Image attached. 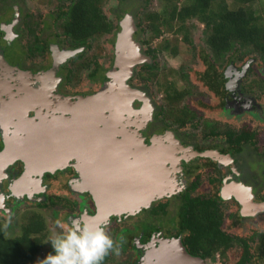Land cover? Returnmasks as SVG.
<instances>
[{
  "label": "flooded vegetation",
  "instance_id": "flooded-vegetation-1",
  "mask_svg": "<svg viewBox=\"0 0 264 264\" xmlns=\"http://www.w3.org/2000/svg\"><path fill=\"white\" fill-rule=\"evenodd\" d=\"M105 1L100 3V11L109 22L110 29L87 34L84 40H79L71 37L69 32V27L74 26L72 21L69 23L72 17V14L69 15L71 0H0V4L6 7L0 11L1 212H11L20 201L38 207H53L60 203L69 206V212L64 216L65 228L73 218L83 217L91 224H103L106 228L113 219L121 221L125 217L138 216L140 219L133 223L132 228L123 227L115 231L114 248L117 244V251H124V255L121 254L124 260H119L117 251L110 250L102 264H210L206 260L215 259L219 254L218 249L225 243L228 249L235 241L242 244L243 247L239 245L241 250L244 248L250 253V260L245 264L264 261V105H249V96L239 93L236 96H221L216 86L219 78L220 83L224 81L225 89L231 83L237 84L250 67L264 81V60L259 56L261 67H257L249 51L237 53L229 60L225 58L229 57L226 55L220 59L230 65L218 73L213 64L215 59L210 58L212 64L209 66L202 61L199 52V59L205 66L201 86L210 98L197 105H177L176 102L187 91L182 89L177 96L175 88L178 87L165 85L164 89L160 88L164 102L158 103L148 87L153 90V86L160 85L158 55L165 53L168 42H163L159 48V45L151 47L150 41L153 40L139 39L138 34L143 29L136 21L135 12L128 9L123 10V14H119L115 8L111 9L119 14L115 13L116 21L113 23L103 11ZM127 15L132 18L135 29L131 31L130 38L123 37L120 43L123 26L130 27ZM145 29L149 30V27ZM104 34H108V39L103 37L101 40ZM132 40L136 44L131 43ZM170 50L175 52L173 48ZM135 55L142 59L134 63L130 73L125 75V69ZM246 57L249 58L248 63L237 69L235 61L243 62ZM106 60L109 62L107 65ZM115 73L129 87L127 101L131 99L130 103L115 105L118 112H109L105 107L107 105H84L78 109H75L77 105H71L80 97L88 98L107 89L106 86L114 85ZM135 77H140L141 87L144 86L142 89L145 91L134 86ZM232 88L235 90L234 86ZM132 90L138 94L131 95ZM108 91L111 93L113 89ZM210 94L214 95L213 98ZM102 106L105 115L102 113L99 116ZM83 109H87L86 114L93 109L92 115L95 117L85 120L88 122L87 129H76L80 131L77 139L86 136L85 140H89L90 144L83 151L85 160L82 169L77 167L79 161L70 158L66 165L52 166L38 174L41 167L57 162L59 158L49 156L51 158L47 160L46 150H40L38 146L36 149L40 151L35 150L36 153L31 156L30 152L25 151V144L20 143L28 136L36 139V133L46 129L50 142L59 137L64 141V146L67 141L57 136L56 125L59 123L53 120V116L60 114L71 119L72 115L77 114L81 119ZM197 109L200 113H197ZM157 116L163 118L165 123H159ZM104 129L113 134H100L98 130ZM174 129H178L181 135ZM156 130L164 133H154ZM193 133L198 134L197 139ZM112 136L123 143L120 141L111 148L108 142L113 139ZM212 138H221V144L205 147L203 141ZM154 140L167 152L163 159L158 149L150 150V158L147 157L148 149L145 146L154 144ZM136 142L138 147L141 146V151L132 150L129 154L135 158L134 162L139 165L144 163L142 169H137L141 170V180L144 181L137 183L136 190L125 197L127 191L119 187L117 179L126 177V171L133 174L136 169L130 167L133 160L128 156L129 167L114 166V162L121 161V155H126L123 148L133 147ZM20 149L25 157L29 156L27 167L30 165V172L20 157L22 155H19ZM166 149H171V152L168 154ZM97 153L108 162L111 156L114 162L100 167L88 158V155ZM197 158L206 161L201 164L199 173L194 172ZM43 159L48 162L42 164ZM245 159L250 162L247 164ZM218 163L226 168L224 176L218 171ZM164 168L175 169L169 176L164 174ZM206 170L212 172L211 175L199 178ZM59 176H66L63 186L69 189L67 192H76L74 199L62 200L61 196H65L63 192L46 193L47 183ZM164 181L169 186L164 195L153 198L147 206L132 212L120 210L121 203L142 200L150 188ZM93 187H98V190ZM111 187L112 190H105ZM93 190L102 197L106 208L111 209L106 213L107 217L103 214L97 217L99 202ZM193 198L213 202L222 214L218 228L227 237L212 242V255H201L200 248L194 252L186 242L190 230L184 225L181 211L188 210L186 203ZM9 205L12 207L9 208ZM43 220L45 228L42 234L45 238L47 224L44 217ZM0 222L6 224L4 220L0 219ZM131 235L133 244L128 245ZM235 260L229 264H234Z\"/></svg>",
  "mask_w": 264,
  "mask_h": 264
},
{
  "label": "trees",
  "instance_id": "trees-1",
  "mask_svg": "<svg viewBox=\"0 0 264 264\" xmlns=\"http://www.w3.org/2000/svg\"><path fill=\"white\" fill-rule=\"evenodd\" d=\"M69 23L71 37L84 40L87 34L102 33L110 29L100 11L104 0H71ZM159 0L155 11L144 14V22L151 37H158L163 30L173 29L175 34L184 33L183 40L190 43L187 34V20L197 19L203 24L202 39L205 49L200 51L202 61L211 65L210 58L220 59L228 55V60L237 53H247L249 49L257 51L264 60V0ZM258 3V12L252 6ZM72 21V22H71ZM173 22L175 26L173 27ZM185 31V32H184ZM189 199V198H188ZM181 211L184 225L190 230L186 242L192 251L202 250L201 255H212V242L227 235L220 232L218 224L221 212L213 202L193 198ZM8 225V224H7ZM7 225L0 222V264H24L32 261L43 247L42 234L44 220L39 212H23L20 221L16 222L17 232L8 233ZM235 246H242L234 242ZM240 245V246H239ZM228 244L225 243L227 248ZM211 247V249H210ZM243 247V246H242ZM240 249V248H239ZM250 260V253L239 251L234 264H245Z\"/></svg>",
  "mask_w": 264,
  "mask_h": 264
},
{
  "label": "rangeland",
  "instance_id": "rangeland-1",
  "mask_svg": "<svg viewBox=\"0 0 264 264\" xmlns=\"http://www.w3.org/2000/svg\"><path fill=\"white\" fill-rule=\"evenodd\" d=\"M226 1L228 2V4H232L233 0H226ZM180 2L181 0H179L178 3ZM158 6H159V0H107L105 1V4L103 6V11L106 14V16L112 19L113 23L116 21L115 13L117 14L118 11H119V14H123V10H127V9L130 11H133L136 14V21L140 22L139 24L141 25L143 29L138 34L139 39L144 38V39L153 40V41H150L151 47L152 45H156V46L159 45V48L162 47L163 42L164 43L168 42L166 50L164 51L165 53L163 54L161 53L158 55L157 69H158V75H159L158 80L160 82V85L159 84L155 85L153 81L152 84L155 85L153 86V90L151 89V87L147 86L151 94L154 96V99L156 100V102L158 103L164 102V99L161 96L163 95L161 89H164L165 85L166 86L175 85L176 87H178V88H175L177 92V96L179 92L182 91V89H185L187 91L184 97L182 99L180 98L181 101L179 100L178 102H176L177 105H188V104L197 105L200 101H204L210 98L208 94L206 96L205 90H203V87L201 86V84H203V81H204L203 80L204 75H201V74L203 73L205 66L203 65V63L201 62L198 56L199 52L202 49H205L204 44H203V39H202L203 25L195 19L187 20L188 30L185 34L188 35L190 39V43L183 40L182 38L184 35L183 32L175 34L173 29L163 30L162 34L159 37H157L158 39H156V37H151L152 33L148 29H145L146 26L144 22L146 21V19L144 18V14L150 10L155 11L158 8ZM252 7L255 10V12L259 11L258 10L259 5L257 2ZM114 8L115 10L117 9V12H115V10L114 12L111 10ZM4 9H6V7L0 4V11ZM110 10H111V13H109ZM260 12L262 13V18L264 21V12H262V10ZM172 26L173 27L175 26L174 22ZM103 37L105 38L108 37V34H104L103 36H101V40L103 39ZM97 43H98V40H97ZM170 48L175 49V52L171 51ZM248 51L252 53V55H249V56L250 58H252L254 66L261 67L259 53H257V51L252 50V49H249ZM225 58L227 59L228 57H225ZM247 58L248 57H246L243 60V62L235 61L236 68L238 69L242 67L244 63L247 64L248 63L247 61L249 59ZM224 61L225 60L215 59V62L213 64H214L215 70H217L218 73L225 71L228 65H230ZM108 63L109 62L106 60L105 65H107ZM255 71L256 70L253 67L248 68L246 76L244 78H241L239 82H237V84L231 83L228 89L224 88L225 87V85L223 84L224 81L222 80V83H220L221 79L219 78V81L216 83V86L219 88L217 90V93L220 94L221 96L233 95V94H235L236 96L239 93L245 97L249 96L250 98L249 105H255L257 103L260 105H264V81L255 74ZM134 81H135L134 83L135 87H137L138 89H142V87L144 88V86L141 87L142 81L140 77L138 78L135 77ZM233 86L235 87V90H233L232 88ZM220 95H217V97L218 99L222 100ZM177 96H176V99H177ZM213 96L214 95H211V98H213ZM197 113H200L198 109H197ZM157 120L159 121V123H162V122L165 123L163 121V118H160L159 116H157ZM172 128H175V127L172 126ZM220 129L221 128L219 127V130ZM174 130L178 135H181L178 129H174ZM154 133L163 134L164 131L156 130ZM193 135L196 136V139H197L198 134L193 133ZM202 139H203V136H201V140ZM220 140L221 138H218V139L212 138L210 141L205 140L203 141L204 143L203 145L205 147L208 145L216 146V144H219V143L221 144V142H219ZM210 147H213V146H210ZM250 161H253V158H250ZM250 161L246 160L247 164ZM195 163H196L195 164L196 169L194 170V172L199 173L200 172L199 168L201 164L206 163V161L204 159L197 158ZM219 164L220 163L217 164L218 171L220 175L224 176L226 168L220 166ZM213 166H216V165L213 164ZM211 173L209 170H206V172L203 173V176L201 175L199 178H204L206 174L211 175ZM65 177L66 176H59L55 180H52L51 182H49V184L47 183L46 193L53 194L55 192H63L65 196H61L62 200L66 199L69 201V198L74 199V197H76V192L75 191L67 192V190L69 189L63 186V181L65 180ZM202 187L206 188V185L205 186L203 185ZM59 204L53 207L51 206L38 207V206H34V205L20 201V203L14 206V209L11 212L9 213L6 212L7 214L4 212H1L0 210V219L4 220L6 224L8 223L7 225L8 233L17 232L18 227L16 225V222L20 221L19 217H20V214L23 212H26L28 210L29 211L35 210V211H39L44 217L45 222L47 224V232H46V237L43 240V247L39 250V252L35 255V258L33 259V261H31L29 264H38V261L40 259H43L49 252H51L53 249L51 247L50 242H47L46 239L50 237L53 233L60 232L63 230V228H65L64 227L65 226L64 216L66 213L69 212V206L67 205L65 206L61 204L59 205ZM11 207L12 206L9 205V208ZM142 212L147 213L146 211H142ZM139 219L140 218L135 215L125 217L124 220H121V221L119 220L114 221L113 219L110 225L108 226L106 225L105 231L107 232L109 236H111L113 240H115L114 236H115V231L117 229L123 228V227L132 228L133 223L138 222L137 220ZM245 220H248V219H245ZM129 244H133L132 235L130 236L128 240V245ZM117 248L118 247L116 244L115 252L117 251ZM120 251L118 250L116 254L117 255L120 254L119 260H124L122 256L124 255V251L123 250H120ZM218 251H219V254L216 255L215 259L213 258L211 259V261L209 260H206V261L210 264H222V263L229 264L233 260L237 259L240 249L238 246H235L233 244L229 245L227 249L224 244L220 249H218ZM254 263L264 264V261L251 262V264H254ZM24 264H27V262Z\"/></svg>",
  "mask_w": 264,
  "mask_h": 264
},
{
  "label": "water",
  "instance_id": "water-1",
  "mask_svg": "<svg viewBox=\"0 0 264 264\" xmlns=\"http://www.w3.org/2000/svg\"><path fill=\"white\" fill-rule=\"evenodd\" d=\"M127 21L129 23L130 27H126V25L123 26L122 30L120 31V35H119L120 43H121V40L123 39V37L124 38L127 37V39L130 38L131 31L135 29V25L132 22V18H130L128 15H127ZM130 42L133 43V44L135 43V42H133V40L130 41ZM119 46H120V44H119ZM137 48H138V45H137ZM139 55H141V54H139ZM141 59L142 58L140 56H136L135 55L133 57V59L131 61H129L127 69H125V75L129 74L130 71H131V67L134 65V63H136L137 61H140ZM116 75H117V73H115V77L116 78L114 80V85H111V86H108V87L106 86L107 89H103V90L99 91L98 93H95L93 96H90L88 98L80 97V98H78L76 103L71 104V105H77L75 109H78V108H80L81 106H84V105H107L105 107L108 109L109 112H113V113L118 112L119 109L117 108V106L115 108V105H123V104L130 103L131 99L129 101H127L128 95L126 96V94H129V92H130L129 87L126 86L123 81H120L118 76H116ZM111 88L113 89V92L109 93L110 91H108V89H111ZM134 94H138V93L136 91L133 92V90H132L131 95L134 96ZM112 105H114L113 109H112ZM100 109L101 110H100V115L99 116H101L102 113L104 114V110H105L103 108V106ZM92 110L93 109L90 110V114H91L90 115L89 113L86 114L87 109H83L82 112H81L83 117L81 116V119H78V115L77 114L72 115L70 117L71 119H69V116H65V115L64 116H60V114H56V115L53 116L54 117L53 120H55V121H57L59 123V124L56 125V127H58L57 136H62L67 141V143L64 146L57 145V142H50L51 140L47 136L46 129L41 131V132L36 133V135H38L36 139L31 138L30 136H28L26 138V140H24V142L20 143V145L21 144H25V147H26L25 151L27 153L30 152L31 156H33V154H35L36 152H39L40 150L45 149L47 156H57L59 158V160L57 162H54V163H52L50 165L41 167L39 169L40 171H37L38 174L41 173L43 170H45L47 168L50 169V167H52V166H57L58 167L59 165H66L67 164V160L70 159V158H74L75 160L79 161L78 164H77V167L79 169H82L83 161L85 160L83 158V151L85 149L89 148L90 144L88 143L89 140H85L86 136L82 137L81 139H77L78 138V133L80 131H77L76 129L77 128L79 130H80V128L87 129L88 122L85 121V120H87V118H89V117H91V118L95 117L94 115H92ZM119 116H121L120 115V111H119ZM60 118H63V119H60ZM95 123L98 124V122H95ZM94 128L97 130L96 127H94ZM95 129H94V131H96ZM98 131H100V134H102L103 132L106 133V134H108V133L109 134H113V132L108 131L106 129L98 130ZM81 132H83V131H81ZM35 140H36L37 144L35 143ZM120 141L113 137V139H111V141H109L108 144H111V148H112V146H114L115 144L116 145L120 144ZM121 143H123V141H121ZM17 144H19V142ZM133 144H134L133 147H131V146H129L127 148H123L122 147L123 148V153H126V155H124V154L121 155V161L122 162L120 160H116V162H114L113 159L111 158V156H109L111 161H110V159H108L109 160V162H108L104 158V156L100 155L99 153L94 154V155H88V158L91 159V160H94L95 163L97 162V165H99L100 167H107V165H109L110 163L114 162V166L118 165V167L125 168V167H129L128 163H130V160L127 159V156L130 159L133 160V164L130 165V167H134L136 169L133 172V174L130 173V172L127 173L128 171H126V177L124 176V177H121V178L117 179V182L119 183V187H123V189H125L127 191V193H125V197H128L131 194V192L136 190L137 183H139L141 181H144V180H141L142 179L141 178L142 177V172H139L141 170H137V169H142L143 166H144V163L139 165L138 163L134 162L135 158H133V155L129 154V152H131L132 150L134 152L135 151H141L140 150L141 146L138 147V142L133 143ZM37 146L41 147V149L37 150L36 149ZM145 147H147V149H148L147 150L148 159L150 158V150H151V152L154 149L160 150L161 154L163 155L162 159L164 158V154H167V152L165 150L161 149V147L158 145V143H155V140H154V144H152L150 146H145ZM16 149H18V148H16ZM81 149H82V151H80ZM21 150L22 149H20V154L19 155H22L20 157L23 160V162L25 163L26 168L30 172V168H29L30 165H29V167H27V165H28L27 162L29 160V156L25 157L22 154ZM35 150H36V152H35ZM166 150L168 151V154H169V151L171 149L170 150L166 149ZM49 154H51V155H49ZM145 161H146V159H145ZM158 164H161L163 166L162 162H159ZM173 166L174 165H172V167ZM174 169L175 168L165 169L164 170V172H165L164 174L170 176L174 172ZM122 174H123V172H122ZM146 180H148V177H147ZM115 182H116V180L113 181V184ZM150 184H151V180H150ZM94 188L95 187H93V189ZM168 188H169L168 184H166V181H164L159 186H155V187L150 188L149 192H147L146 197H144L142 200L136 201V202L125 201V202L121 203L120 206L122 208L120 210L124 209V210H128V211L132 212L135 209H139L141 206H147V204L153 198H156L157 196L164 195L167 192L166 190ZM95 189L98 190V187H96ZM113 189H114V186H113ZM105 190H112V187L111 188H106ZM92 192H94V195H95V197L97 198V200L99 202L98 211L96 212L97 217L100 216L101 214H103L105 217H107L106 213H108L111 209L110 208H106L107 206H105V203L103 202V200H101L102 197H100L99 195L95 194L94 190ZM114 198H116V197H114Z\"/></svg>",
  "mask_w": 264,
  "mask_h": 264
},
{
  "label": "clouds",
  "instance_id": "clouds-1",
  "mask_svg": "<svg viewBox=\"0 0 264 264\" xmlns=\"http://www.w3.org/2000/svg\"><path fill=\"white\" fill-rule=\"evenodd\" d=\"M53 249L38 264H102L114 248L113 239L103 224L94 225L83 217L73 218L60 232L46 239Z\"/></svg>",
  "mask_w": 264,
  "mask_h": 264
},
{
  "label": "bare ground",
  "instance_id": "bare-ground-1",
  "mask_svg": "<svg viewBox=\"0 0 264 264\" xmlns=\"http://www.w3.org/2000/svg\"><path fill=\"white\" fill-rule=\"evenodd\" d=\"M58 139H60V140H58ZM58 139L56 140V141H53V142H57V145H59V146H62L63 144H64V141L61 139V138H59L58 137ZM62 140V141H61ZM47 160H48V158H51V157H49V156H46L45 157ZM39 159H41V158H39ZM38 159V160H39ZM45 159V160H46ZM44 159H43V161L41 162L42 164L44 163V164H46L48 161H45ZM41 161V160H40Z\"/></svg>",
  "mask_w": 264,
  "mask_h": 264
}]
</instances>
